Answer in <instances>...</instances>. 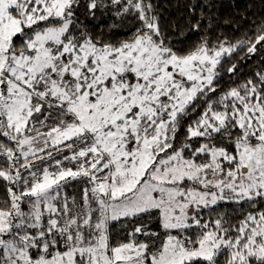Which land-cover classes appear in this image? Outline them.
Masks as SVG:
<instances>
[{
    "label": "snow or ice",
    "instance_id": "1",
    "mask_svg": "<svg viewBox=\"0 0 264 264\" xmlns=\"http://www.w3.org/2000/svg\"><path fill=\"white\" fill-rule=\"evenodd\" d=\"M0 157V264H264V20L179 48L152 0H0Z\"/></svg>",
    "mask_w": 264,
    "mask_h": 264
},
{
    "label": "trees",
    "instance_id": "2",
    "mask_svg": "<svg viewBox=\"0 0 264 264\" xmlns=\"http://www.w3.org/2000/svg\"><path fill=\"white\" fill-rule=\"evenodd\" d=\"M152 2L160 17L162 30L179 48H187L198 41L205 30L210 40H216L219 36L235 42L245 33L252 35L254 26L264 20V0H152ZM192 6H195L194 12L190 10ZM202 10L205 13L203 18ZM198 20L201 31H191V24ZM86 23L92 24L91 21ZM101 23L107 26L109 20L104 19ZM255 59L254 57L252 61L240 63L239 67L243 69L242 76L251 75L256 66ZM233 62H236V54L231 60L225 59L221 69L226 70ZM228 79L225 71L220 83L225 84ZM2 160L3 157H0V161ZM2 196L3 192L0 190V198Z\"/></svg>",
    "mask_w": 264,
    "mask_h": 264
}]
</instances>
